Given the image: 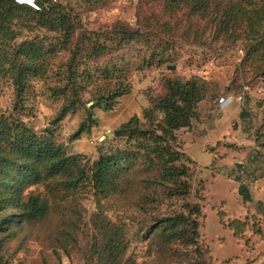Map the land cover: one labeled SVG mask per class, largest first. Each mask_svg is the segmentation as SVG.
<instances>
[{
    "label": "rangeland",
    "instance_id": "1",
    "mask_svg": "<svg viewBox=\"0 0 264 264\" xmlns=\"http://www.w3.org/2000/svg\"><path fill=\"white\" fill-rule=\"evenodd\" d=\"M51 1L71 23L72 35L66 40L62 30L26 14L15 20L20 35L12 50L24 41L42 44L44 72L32 78L22 114L14 111L12 80L3 81L0 114L20 116L39 137L76 158L54 174L48 171L47 160L0 163V219L14 214L0 225V264H84L79 249L95 233L99 216L124 226L128 253L138 264H194L196 246L160 222L182 201L148 184L150 174L142 161L135 167L138 172L121 178L108 193L99 192L90 179L101 151L128 146L127 137L113 134L118 126L101 127L100 113L105 110L100 104L92 106L95 95L127 86L136 100L141 95L153 105L167 93V80L192 78L204 82L208 92L198 103L191 126L177 134L191 162L192 191L187 200L202 206L197 245L209 264H238L242 255L255 258L253 264H264V242L258 234L264 224L263 206L258 202L255 210L242 187L246 175L236 176L241 160L251 152L261 156L258 147L264 141V46L251 34L254 3L264 6V0L251 4L252 0ZM236 4L243 14L226 23V10ZM244 85L251 91L245 102L232 103L236 110L229 123L235 126L227 127L220 137L212 126L214 115H228L229 109L219 106V98L239 92ZM71 103L65 118L52 124L61 107ZM242 110L246 117L240 122ZM90 112L99 124L82 137L92 141L94 149L75 152L81 142L70 136L82 121L91 124ZM4 143L1 137L0 148ZM27 163L40 172L37 180L27 173ZM260 178L264 186V175ZM260 184L256 182L255 188ZM32 196L48 204L45 216L22 215ZM236 219L244 224L233 227ZM59 245L75 246H70L68 256Z\"/></svg>",
    "mask_w": 264,
    "mask_h": 264
},
{
    "label": "trees",
    "instance_id": "2",
    "mask_svg": "<svg viewBox=\"0 0 264 264\" xmlns=\"http://www.w3.org/2000/svg\"><path fill=\"white\" fill-rule=\"evenodd\" d=\"M252 2L253 0L250 4ZM259 3V1L254 3L252 15L255 19L251 24V34L258 45L264 46V6H257ZM22 14L37 18L43 25H48L53 30H62L66 40L73 32L71 23L51 0H37L35 4L0 0V86L3 81L12 80L15 88L14 111L18 114H22L27 108L25 103L31 80L43 74L44 65L41 61L46 55L43 45L34 41H24L17 44L14 51L12 50L13 41L20 35V31L15 27V20ZM240 14H243L240 4L229 7L225 12L226 23H231ZM167 88V93L153 105L150 103L143 109L142 117L135 114L113 130L116 137H127L128 146L110 147L101 151L99 159L91 168L90 179L99 192L108 193L121 178L130 177L138 172L135 167L138 161H142L145 171L150 174L146 179L147 183L160 189L168 198H178L182 201L172 215L165 216L160 222H165L164 228L171 230L175 236H181L196 246L198 260L194 264H209L205 253L197 245L202 206L199 202L187 200L192 191L191 162L177 134L179 129L191 126L197 105L205 98L208 89L204 82L196 78L186 81L169 79ZM129 93L131 89L125 86L97 94L93 98L95 102L92 106L100 104L105 111L114 110L119 104V98ZM72 104L63 105L51 123L58 124L62 121ZM88 116L91 124L86 120L82 121L70 136L72 141L80 139L84 133L90 131L93 124H99L91 112ZM245 117L246 111L242 110L241 118ZM1 137L5 143L0 148V163L16 164L22 158L35 163L47 160L49 164L47 169L54 174L66 170L69 163L76 158L75 155H66L59 144L50 143L39 137L14 113L9 116L4 113L1 115L0 141ZM28 172L36 180L40 176V172L30 163H27ZM23 208V216L27 219H37L46 215L48 204L40 197L32 196L24 203ZM13 218V213L2 217L0 225L8 223ZM243 224L244 222L239 219L231 222V225L237 228ZM93 229L95 233L90 236L88 244L79 249L83 252L84 264H138L128 253L129 243L123 225L99 216ZM66 240L65 236L63 241ZM70 246L73 248L75 245H59V248L70 256L72 252Z\"/></svg>",
    "mask_w": 264,
    "mask_h": 264
},
{
    "label": "crops",
    "instance_id": "3",
    "mask_svg": "<svg viewBox=\"0 0 264 264\" xmlns=\"http://www.w3.org/2000/svg\"><path fill=\"white\" fill-rule=\"evenodd\" d=\"M234 102V101H233ZM231 102L228 104L224 110L229 109L228 115L216 117L214 115V118L216 119L215 122H212V126L215 128L216 132L219 133L220 137H224L225 135V129L230 126H235V123H229V121H232L233 118L231 116H234L236 107L232 105ZM149 100H147L144 96H137V100L135 99V96L133 97L130 94L123 95L119 99L118 106L111 111H101V127H117L123 122L128 121L133 115L137 114L140 115L143 111V109L147 106H149ZM231 114L233 115H230ZM227 113V112H226ZM213 116V115H212ZM213 118V119H214ZM241 120H244L241 118V112H240V122ZM111 129H109L110 131ZM238 135H240V131L237 132ZM77 141H80V145L77 146L75 152L80 153H91L94 149L92 145V141H90L87 137H82L81 139H78ZM261 150V156L258 155H252V152L249 154V158L251 161V168L253 169L254 173L257 175V177H262L264 175V141H262V145L258 147ZM247 158L241 160L245 161ZM261 182V178L257 180V183ZM245 184V181H244ZM248 183L246 185L242 186L244 190H246L245 196L249 194V196L253 199V206L256 210L258 202H260V205L263 206L262 199L264 196V186L262 184L259 185V188L251 187V190L249 191ZM243 188L240 190L241 193H243ZM249 191V192H248ZM243 196V197H245ZM254 212V209L251 211ZM262 234L259 232L258 234L261 236L260 243L264 242V224L262 225ZM262 260L264 262V257H262ZM255 262V258L248 257L247 255H242L240 261L238 264H253Z\"/></svg>",
    "mask_w": 264,
    "mask_h": 264
},
{
    "label": "built area",
    "instance_id": "4",
    "mask_svg": "<svg viewBox=\"0 0 264 264\" xmlns=\"http://www.w3.org/2000/svg\"><path fill=\"white\" fill-rule=\"evenodd\" d=\"M19 3H26V4H35L37 0H17ZM251 91V87L249 85H244L243 88L233 94H226L223 95L219 98V106L223 109L225 108L228 104H230L233 101L237 102H245L247 95ZM257 152L253 151L252 155H256ZM240 175H246L247 177V183L249 184L250 187H254L255 183L257 182V175L254 173L253 169L251 168L250 164V158L248 157L244 162H242V166L239 169V171L236 173V176ZM263 203V212L262 214V219H264V196L262 199Z\"/></svg>",
    "mask_w": 264,
    "mask_h": 264
},
{
    "label": "water",
    "instance_id": "5",
    "mask_svg": "<svg viewBox=\"0 0 264 264\" xmlns=\"http://www.w3.org/2000/svg\"><path fill=\"white\" fill-rule=\"evenodd\" d=\"M92 104H93V102H90V103H89V105H92ZM110 131H111V130H110Z\"/></svg>",
    "mask_w": 264,
    "mask_h": 264
}]
</instances>
